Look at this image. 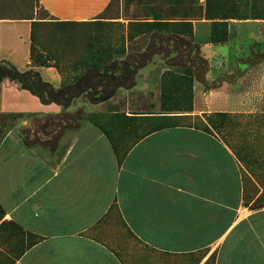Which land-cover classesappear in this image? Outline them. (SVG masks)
I'll return each instance as SVG.
<instances>
[{"label":"crops","instance_id":"1","mask_svg":"<svg viewBox=\"0 0 264 264\" xmlns=\"http://www.w3.org/2000/svg\"><path fill=\"white\" fill-rule=\"evenodd\" d=\"M38 1L56 21L88 22L113 0ZM153 1L151 21L159 16L164 22L192 24V40L210 64V81L233 74L238 61L251 58L264 44L262 15L232 12L217 17L215 6L210 12L207 0H198L203 11L184 17L174 15L168 0L160 5ZM217 22L227 23L229 39L213 44L210 36ZM30 36L29 20L0 16V60L18 67L16 58L24 56L25 69L33 67L60 87L64 78L55 68L32 66ZM167 70V58L155 55L138 73L134 88L119 89L100 104L80 97L67 109L44 105L6 80L1 84L0 116L23 113L40 119L83 109L104 115V120L123 113L155 122L163 116L160 81ZM142 75L145 84L149 79L158 84L152 97L148 92L142 96L152 101L151 107L134 98ZM172 116L176 127L134 144L125 123L110 125L111 131L124 135L121 146L132 144L122 162L90 121L46 135L34 118L15 124L3 120L0 264H264V156L260 165L253 156L243 165L231 140L216 132L234 119L245 127L264 119V62L234 83L208 92L195 81L193 110ZM132 125L139 128L140 121ZM126 235L144 250L128 253Z\"/></svg>","mask_w":264,"mask_h":264},{"label":"trees","instance_id":"2","mask_svg":"<svg viewBox=\"0 0 264 264\" xmlns=\"http://www.w3.org/2000/svg\"><path fill=\"white\" fill-rule=\"evenodd\" d=\"M134 1V0H131ZM174 15L181 14L187 17L191 12H202L198 6V0H168ZM205 16H208L207 11ZM31 22L30 59L34 67L55 68L64 78L60 87L44 80L41 74L33 67L25 70L19 69L9 60H0V91L1 84L8 80L16 84L20 89L29 91L38 97L44 105L57 104L63 108H69L73 102L85 97L91 104H100L110 100L119 89L130 90L137 85L138 73L148 65L155 55L167 58L169 70L161 76L160 114L163 116L155 122L151 117L127 116L117 113L109 119V126L115 122L125 123L128 134H134L131 143L147 135L176 127L174 116L177 113H188L193 110L194 82H200L204 91L220 88L225 83L232 84L239 77L246 75L250 69L258 63L264 62V44L260 50L247 60L238 61L235 72L231 75L222 74L215 81L207 79L210 64L204 57L202 48L192 40V24L190 22H164L159 16L146 24V32L149 40L142 52L128 51L127 48L104 46L100 43L89 44L79 58L62 65L58 55L45 49L38 43V28L52 25L55 28L76 27L85 22H61L44 23L34 20L33 17L21 18ZM167 32V34H164ZM229 32L226 22L213 24L210 42L220 44L228 41ZM174 54V56H172ZM65 69L70 74L65 75ZM224 117L225 114H219ZM3 120L20 122L24 119L34 118L36 124H40V130L48 135L58 129L75 123L77 125L85 121L92 122L110 141L119 161L130 151L132 144L120 145L119 140L123 134L113 135V131L100 122L105 118L101 114H86L83 109L70 114L63 112L58 115H49L40 118L36 115L23 113H10L2 115ZM140 121L139 128L133 127L132 122ZM6 122L0 124V141L6 131ZM67 129V128H66ZM206 130H209L207 127ZM23 132H26L23 131ZM23 132L22 133L23 135ZM4 211L0 205V221ZM3 225V224H2ZM12 225L20 229L15 223Z\"/></svg>","mask_w":264,"mask_h":264},{"label":"rangeland","instance_id":"3","mask_svg":"<svg viewBox=\"0 0 264 264\" xmlns=\"http://www.w3.org/2000/svg\"><path fill=\"white\" fill-rule=\"evenodd\" d=\"M154 3L153 0H113L103 14L79 26L55 28L52 25H47L38 28V43L45 49L56 53L63 66L82 56L83 50L89 44L124 46L128 51L142 52L146 48L150 36L145 32L146 24L152 22L150 8ZM203 3L206 4V0ZM207 3L209 10L213 8L211 6H215L217 12L213 13V16L217 17L229 16L232 12L248 17L256 14L264 16V0H207ZM157 4H162V1L159 0ZM210 14L212 16V13ZM0 16L13 19L29 16L36 21L48 24L56 22L38 0H0ZM16 59L19 69H25L24 56L20 55ZM67 74H70V71L65 69V75ZM143 76L139 81L140 87L136 91L138 94L134 98L140 104L145 102L144 104L151 107L152 101L145 97L142 98V96L148 92V96L152 97L153 92L158 89V84L150 79L148 84H145ZM18 100L27 107L32 106L21 97ZM212 118L213 116L211 119L210 117L206 119L208 121ZM100 122L110 129L108 120L101 119ZM0 123H3L2 116H0ZM7 123L15 124L11 121H7ZM216 132L226 142L229 143L231 140L232 145L238 150V156L243 165L252 156L258 161L257 165L261 164V157L264 156V119L256 118L247 127L238 119H234L231 120V123H224L220 128H217ZM113 135L115 136L116 132H113ZM124 245L128 253L144 250V247L130 235H126Z\"/></svg>","mask_w":264,"mask_h":264}]
</instances>
